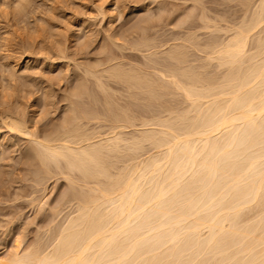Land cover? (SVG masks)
Instances as JSON below:
<instances>
[{"label": "bare ground", "instance_id": "obj_1", "mask_svg": "<svg viewBox=\"0 0 264 264\" xmlns=\"http://www.w3.org/2000/svg\"><path fill=\"white\" fill-rule=\"evenodd\" d=\"M154 1H156V0H154ZM170 1H173V0H170ZM177 1H179V0H177ZM197 1H200V0H197ZM202 1H204V0H202ZM208 1H210V0H208ZM219 1H221V0H218V2ZM223 1H225V0H223ZM212 2H210V4L208 2V4L211 6L215 5V4L212 5L211 4ZM240 2H242V1H240ZM256 2H258V3L256 4L254 11L253 12L249 11V12H252V15L251 16L249 15L250 18L248 21L245 20L246 21L245 23L239 24V25H236L233 27H231L229 25L231 28L228 29V30H230V32H228V35L226 34V36H225V34H224L225 37H223V38H217L218 36L216 35L217 36V37L215 36L216 39H214L213 41H212V39L209 40L212 42L210 44L208 43L209 45L207 44L208 45L207 51L205 50L206 48L204 47L205 48L204 50L206 51V53H205L206 58L211 59V60H215V68L217 69V71L213 74H203V73H201L202 69H201V71H199V69L195 70L196 68L195 69L192 68L193 66L190 67V65L189 66L183 65L182 63L184 62V60H186V62H187V59H185V57H184V55H186L185 51H184V49H182L183 47L181 45L176 46L175 44H174L175 46L173 48L167 50V52H166L167 53V59L164 62L154 61L152 63V65H150V67L148 68L151 70L143 69L145 64H143L141 66L143 68H141V67L136 68V67H125V65L123 67L122 64L119 65V62H118V65L115 64V65L111 66L110 69L106 68V69H109L108 75L110 77H112L116 82H119V83L122 82L125 84V86H124V87H126L125 90L126 91L128 90L129 94L136 95L135 93H137V92H135V93L132 92V91H134L132 89H136V90H138V92L141 91V93L142 92L147 93L148 96L151 97V99L152 98L157 99L156 97L161 96L163 93L165 94L167 92L170 93V92H174V91L178 92V94L180 93L181 99H183V102H185V106H183L184 104H182V107H184V108L181 110L178 109L180 111L176 112V110H175V112H174V109L171 108L170 104H169V107L167 105V107L164 109L159 107L162 109L161 111H167V116L160 117L159 116L160 110L154 109L156 102H154L155 104L153 103L154 107H153V109L151 107V110L146 105L147 108L149 109L148 112L150 114L147 117L137 115L139 117L136 116V118H135V116H131L128 113V110L126 108L128 106L127 105L128 103H126V107H120L119 111L115 110L112 107L113 106L112 103H114V101H115V100L113 101V99L115 97L112 99L110 97L108 91H106L107 88L105 86L106 84L104 83L105 81H102V80H104L102 78L105 75L102 74V78H101L102 80H100L99 76L98 77L96 76L98 79V82H99V83L98 82L97 83H98L99 87L102 89V91L104 92V94H103L104 99L101 98V100H103L102 103H104L105 112L111 113L110 118H107L108 116L105 117L106 114H103V112H102V114H100L101 112H99V111L98 112L93 111L94 113H92L91 111L87 112L86 110L85 111L83 110L81 115L78 113L79 115L75 114L73 116V118H70V121L68 120L69 123L66 126H64L63 128H59V129L57 128L56 131L54 130L53 133H51V134L47 133L48 135L44 134L43 138L42 137L31 138V140L34 139L33 142H35L37 144V149H38L39 156H40L38 158H40L41 162H43L45 166L49 162L50 163L53 162L54 166L55 167L57 166L58 168L57 167L56 168L59 169V171H60L59 164H60V161L63 160L62 162H64V165L66 166L65 168L67 169V171L69 169L71 174H72V171H73V174H74V171H77L76 174L78 173V176H77V178L75 176L76 180H75V178L73 179L71 176L69 178L68 174H70V173H68V172H66L65 175L67 174L66 178L69 179L71 182L77 183V181H79L78 182V186H79L78 189L79 190L78 191L74 190L75 192L72 193V197L69 198V200L75 199V205H73L74 203H72V205L74 207H73L71 213L67 214L65 212L67 214V216L64 213L66 217H65L64 221H62L61 224L56 229L53 237H51L52 234L51 235L49 234L51 231L49 229L50 231L48 234L50 235V237L52 239H51V242L49 244L48 249L46 247V249H43L42 251H41V248H40V251H35V250H33L35 247H33V245L31 244L30 247H32L33 249H31L29 247L28 248L29 251H27V252L24 251L23 253H19V251L15 250V248L18 247L15 245L16 247L14 248V251L10 250L7 254L0 255V264H207L206 262H208L207 260H209V259L210 260L213 259V260H211L212 264H264V40H263L264 37L261 39L259 36V34H261V31L262 32L264 31V0H256ZM174 3H175V0H174ZM160 4H162V3H160ZM195 4H194V6H195ZM216 4H217V2H216ZM218 4H220V3H218ZM225 4H228V1ZM229 4L231 5V3H229ZM239 4H241V3H239ZM184 5H182L181 9L183 8ZM245 5H246V7L248 6L246 3H245ZM16 6H17V4H16ZM155 6H158V3ZM196 6H198V5H196ZM203 6H205V5H203ZM211 6L207 5V7H211ZM20 7H21V5H19V8ZM199 7H200V5H199ZM215 7H216V5H215ZM223 8L224 7H222L221 9H223ZM23 9H25V8H23ZM146 9H147V7H146ZM181 9L179 11L183 12V10H181ZM190 9H192V8H190ZM208 9L209 8H206L205 10H208ZM227 9H228V7H227ZM109 10H111V8ZM201 10H202V8H201ZM190 11H194V9L190 10ZM190 11H189V13H191ZM235 11H237V10H235ZM239 11H241V10H239ZM18 12H19V10H18ZM228 12H229V10H228ZM244 12H245V10H244ZM168 13L169 12H167V14ZM206 13H208V12H205V14ZM109 14H111V11ZM148 14H150V13H148ZM205 14H203V15H205ZM229 14L231 15V13H229ZM160 15H161V13H160ZM189 15L187 14L188 18H189ZM232 15H233V13H232ZM208 16H206V17L209 18ZM221 16L224 17L223 15H221ZM221 16H220V19H222ZM110 17H111V15H110ZM143 17H144V15L142 16V18ZM155 17H156V15H155ZM201 17H205V16L201 15ZM210 17L212 19L213 16H210ZM230 17H232V16H230ZM235 17H237V16L235 15ZM240 17L241 16L239 15V18ZM169 18H170V16H169ZM172 18H174V17H172ZM195 18H196V16H195ZM215 18L216 17H214V19ZM233 19L237 20L238 18H236V19L233 18ZM110 20H111V18H110ZM144 20H145V18H144ZM186 20H187V18H186ZM216 20H217V18H216ZM224 20H226V17ZM242 20H243V18H242ZM166 21L169 22V20H166ZM206 21H209V20L206 19ZM229 21H227V22H229ZM155 22H157V21H155ZM196 22H197V20H196ZM202 22L205 23V21H202ZM138 23H140V22H138ZM174 23H176V22H174ZM193 23H195V22H193ZM225 23L223 22V24H225ZM110 24H111V22H110ZM212 24H214V23H212ZM227 24H229V23H227ZM139 25H142V23ZM155 25H156V23H155ZM163 25H164V23H163ZM183 25H184V23H183ZM183 25L181 27H184ZM208 25H210V24L208 23ZM220 25L221 24H219V26ZM35 26L33 28L36 29L37 26L36 27ZM130 26H132V25H130ZM143 26L145 27L146 24ZM153 26H154V24H153ZM137 27L138 26H136V28ZM149 27H151V26H149ZM212 27L209 26V28H211V29L206 27V29L208 28V31L210 30L209 31L210 34H211V32L213 34V32L215 31L214 29H212ZM52 28H53V26H52ZM134 28L135 27H133V29ZM213 28H215V27H213ZM221 28H225V27H221ZM128 29H130V28H128ZM140 29H142V26ZM201 29H202V27H201ZM254 29H256V30L258 29L257 32L256 31L253 32ZM166 30H167V28H166ZM173 30H175V28ZM177 30H178V28H177ZM183 30H184V28H183ZM185 30H189V29H185ZM114 32H116V31H114ZM130 32H128V33H130ZM149 32H151V31H149ZM157 32H158V30H157ZM159 32H161V31H159ZM178 32H180V31H178ZM255 32L257 33V38L253 41V37L255 38V36H256ZM124 33H123V35H124ZM134 33H135V30H134ZM136 33H138V32L136 31ZM172 33H174V32H172ZM189 33H191V32H189ZM112 34H113V32H112ZM151 34H152V32H151ZM253 34L255 36H253ZM263 34H264V32H263ZM107 35H109V33ZM131 35H130V37H131ZM147 35H149V33ZM154 35H156V34H154ZM157 35H158V33H157ZM218 35H221V34H218ZM140 36H142V35H140ZM179 36H181L180 38H182V35H179ZM185 36H187V35H185ZM78 37H76V38H78ZM112 37H109L108 39H110ZM122 37H121V39H125V37L124 38H122ZM149 37H151V36H149ZM159 37H158V39H160ZM207 37L210 38V35ZM7 38H6V40H7ZM90 38L91 37H89V39ZM116 38H117V36H116ZM119 38H120V35H119ZM166 38H168V36ZM180 38H179V40L181 41L183 38L182 39H180ZM205 38L206 37L204 36V39ZM84 39H85V37H84ZM112 39L114 40V38H112ZM117 39H115V40H117ZM127 39H128V37H127ZM168 39H165V40H168ZM106 40H105V42H106ZM153 40H156V39H153ZM177 40H178V38H177ZM177 40L175 39L176 42H177ZM184 40L190 42L191 41V35H188L187 38L184 37V39L182 41H184ZM207 40L208 39H205L206 42H207ZM81 41L78 40V42H81ZM118 41H120V40H118ZM148 41H150V39ZM171 41H174V40H171ZM171 41H170V43L172 44L173 42H171ZM252 41L256 42V43L252 44ZM89 42H91V41L89 40ZM157 42H159V41H157ZM74 43H76V42H74ZM123 43H125V42H123ZM144 43H146V42L144 41ZM161 43L162 42H160L159 44H161ZM182 43L184 45V42H182ZM85 44L89 45V43H85ZM127 44L128 43H126L125 45L127 46ZM133 44H134V42H133ZM135 44H137V43H135ZM138 44H140V43L138 42ZM187 44H189V43H187ZM192 44H194V43H192ZM198 44L199 43L197 42V45ZM80 45H82V44H80ZM88 45H86V46H88ZM113 45H115V43H113ZM129 45H131V43H129ZM146 45H148V44H146ZM157 46L161 47L162 45L160 46L157 44ZM188 46H189V48L190 47L193 48L192 45L191 46L188 45ZM202 46H203V44H202ZM5 47H7V46H5ZM167 47H169V46H167ZM59 48H61V47H59ZM124 48H125V46H124ZM194 48H197V46ZM6 49H8V47ZM61 49L64 51L63 47ZM75 49H76V46H75ZM105 49H107V48H105ZM133 49H135V47ZM140 49H142V48H140ZM118 51L120 52V49ZM135 51H138V48ZM135 51H133V52L135 53ZM159 51H161V50H159ZM165 51L166 50H164V52ZM195 51H196V49H195ZM128 52H127V54H130V52L129 53ZM197 52L199 53V51H197ZM131 53H132V51H131ZM159 53H161V52H159ZM200 53H201V51H200ZM200 53H199V55H200ZM6 54H8V52ZM63 54L64 53H62V55ZM115 54H117V53H115ZM156 54H158V52ZM4 55H2V56H4ZM124 55H125V53H124ZM196 55H198V54H195V56ZM14 56H13V58H11L9 56L8 57L11 60V59H14ZM148 56H147V58H148ZM63 57H64V55H63ZM102 57L104 58V56H102ZM113 57H115V56H113ZM121 58L124 59L123 57H121ZM152 58H153V56L151 57V60H152ZM154 58H157V57H154ZM162 58H165V57H162ZM198 58H199V56H198ZM126 59L128 60L129 58H126ZM142 59H144V57ZM145 59H146V57H145ZM0 60L2 61V59H0ZM115 60H117V59H115ZM136 60L132 61V63L135 62V64H136V62H138V60L137 61ZM139 60H141V58ZM191 60L192 59H190L188 61H191ZM197 60H199V59H197ZM1 61H0V63H2ZM100 61H102V60H100ZM124 61H125V59H124ZM146 61H145V63H146ZM205 61H206V59H205ZM60 62L58 65H61ZM195 62H193L192 64H194ZM3 63H5V62H3ZM106 63H107V60H106ZM124 63L126 64L128 62H124ZM132 63H130V64H132ZM189 63L190 62H188L187 64H189ZM84 64H86V63H84ZM100 64H102V63H100ZM196 64H194V65H196ZM206 64H209V62ZM201 65H203V64H201ZM201 65H199V66H201ZM12 66H13V64H12ZM51 66L52 65H50V67ZM95 66H94V68H95ZM126 66H128V64ZM0 67H1V65H0ZM92 67L93 66L91 65L90 68H92ZM194 67H196V66H194ZM100 68H102V67H100ZM15 69H17V68H15ZM63 69H65V68H63ZM77 69H79V68H77ZM0 71L3 72V70H0ZM15 71H18V70H15ZM60 71H62V70H60ZM79 71H80V69H79ZM90 71L93 73L92 70H90ZM90 71H88V72H90ZM5 72L7 73V71H5ZM12 72H14V71H12ZM50 72H51V68H50ZM82 72L80 71V73H82ZM1 73H0V75H2ZM65 73H67V72H65ZM18 74H20V73H18ZM86 74H84V75H86ZM3 75L5 76L7 74H3ZM11 75H12V73L10 74V76ZM76 75H77V73H76ZM24 76L25 75L23 74V77ZM109 76L106 75V77H109ZM5 78H6V76H5ZM7 78H8V76H7ZM58 78H61V77H58ZM73 78L74 77H72V79ZM75 78H76V76H75ZM86 78H83V79H86ZM3 79L4 78H2L1 80H3ZM24 79H26V78H24ZM87 80H89V79H87ZM8 81H9V79H8ZM13 81H9L8 84L13 82ZM53 81H55V80L53 79ZM91 81H90V83H91ZM115 81H114V83H115ZM82 82H83V80H82ZM110 82H113V81L110 80ZM4 83L5 82H3V84ZM97 83H95V84H97ZM69 84H71V83H69ZM91 84H93V83H91ZM12 85L13 84H11V86ZM74 85H75V81H74ZM74 85L71 84V86H74ZM87 85H88V82H87ZM118 85L120 86L121 84H118ZM9 86L10 85H8L7 87H9ZM78 86H80V85H78ZM46 87H47V84H46ZM74 87H76V86H74ZM99 87H97V88H99ZM13 88H15V87H13ZM78 88H81V87H77V89ZM90 88H91V86H90ZM90 88H88V89H90ZM118 88H120V87H118ZM4 89H3V91H4ZM45 89L47 90V88H45ZM94 90H97V89H94ZM120 90H122V89L120 88ZM83 91H84V89H83ZM123 91H124V89H123ZM4 92H6V91H4ZM0 93H1V91H0ZM82 93L83 92H81V94ZM92 93H94V92H92ZM97 93L98 92H96V95H97ZM6 94H8L7 96L10 95L7 92H6ZM89 94H90V92H89ZM123 94L120 96H122V97L125 96ZM137 94H139V93H137ZM2 95H3V93H2ZM99 95H101V94H99ZM53 96H56V94ZM111 96L113 97V95H111ZM5 97H6V95H5ZM89 97L90 96H88V99H90ZM122 97L120 99H122ZM137 97H138V95H137ZM1 98H2V96H1ZM162 98H164V97H161V99ZM62 99H63V97H62ZM66 99H68V98H66ZM83 99H85V98H83ZM92 99H93V97H92ZM92 99H90V100H92ZM98 99H100V98H98ZM127 99H128V97H127ZM139 99H142V96ZM147 99H149V98H147ZM159 99H160V97H159ZM174 99L175 98H173V100ZM55 100H56V98H55ZM71 100H72V96H71ZM80 100H81V98H80ZM129 100H131V98ZM173 100H171V101L173 102ZM0 101H1V99H0ZM43 101H45V100H43ZM51 101H53V100H51ZM79 101H77V102H79ZM137 101H138V99H137ZM137 101H135V102L138 103ZM168 101H170V100H168ZM92 102H91V104H92ZM95 102H96V100H95ZM183 102H181V103H183ZM139 103H140V101H139ZM147 103H149V100ZM168 103H170V102H168ZM174 103L175 102H173V105H174ZM74 104H73V106H74ZM82 104H83V102H82ZM116 104H118V103H116ZM114 105H115V103H114ZM140 105H142V104H140ZM149 105H150V103H149ZM178 105H180V103ZM67 106H69V103ZM78 106H80V105H78ZM78 106L76 104L75 107H78ZM87 106H90V105H87ZM92 106H94V105H92ZM96 106H97V104H96ZM137 106H139V104ZM160 106H162V105H160ZM175 106H176V103H175ZM81 107H84V106H81ZM133 107H134V105H133ZM33 108L34 107H32V110H34ZM78 108H80V107H78ZM145 108L146 107H143V109H145ZM73 109H76V108L73 107ZM81 109H83V108H81ZM130 109L133 110L132 107ZM156 109H158V108H156ZM176 109H177V107H176ZM29 110H31V109H29ZM32 110H31V112H32ZM41 110H43V109H41ZM45 110H47V108ZM40 111H39V113H40ZM52 111H55V110L52 109ZM28 112H30V111H28ZM142 112L144 113L147 111H142ZM23 113H25V112H23ZM160 113H162V112H160ZM6 114H8V113H6ZM17 114H20L19 110H18ZM67 114H68V111H67ZM165 114H163V115H165ZM3 115H4V113H3ZM29 115H28V117H29ZM9 116H10V120L8 118ZM13 116L8 115L7 119L10 121L11 125L10 126L7 125V126L11 127V128L14 127L16 129H18L17 131L20 130V132L26 134L28 137L31 134V130L29 131L27 129L29 120H27L28 123L25 120V122L27 123V126H25L26 124L24 125V124H22L23 122L22 123L20 122L21 121L20 119H19L20 121L18 120L19 117L15 118V116L14 117ZM31 117H29V118H31ZM48 117H50V116H48ZM81 117H84V118L86 117L85 119H87V120L94 119V118L95 119L98 118V120L99 119L100 120L101 119L109 120L110 130L108 129V131L111 133V135L102 136L96 130L87 131L85 129H82V122L81 123L79 122ZM42 118H43V114H42ZM51 118H53V117H51ZM54 119L55 118H53V120ZM58 119H59V117H58ZM134 119H136V120L139 119L140 122L138 121L139 122L138 126H136ZM33 120H34V117H33ZM58 121H60V120H58ZM101 121H103V120H101ZM35 122L37 125V121H35ZM55 122H57V121H54V123ZM3 123H5V121ZM65 123H66V121H65ZM43 124H42V127L45 126V125L43 126ZM51 124H53V123H51ZM59 125H60V123H59ZM131 125L132 126L135 125L137 127V128L134 127V128H136L137 133L133 134L132 131H134V130H132V131L130 130L132 132L131 136L129 135L130 136L129 138L124 137L123 135H125V134L122 135L124 129L126 128V130H127L128 129L127 127L131 126ZM32 127H33V125H32ZM39 127H41V126H39ZM56 127H54V128H56ZM11 128H10L11 131L14 130V128L13 129H11ZM88 128H89V126H88ZM36 129H38V128H36ZM44 129H46V128H44ZM136 130H135V132H136ZM34 131L38 133V131H36V130H34ZM102 132H104V131H102ZM17 134H19V133H17ZM13 135H14V133L12 134V136ZM19 135H21V133ZM32 136L33 135L31 134V137ZM42 136H43V134H42ZM125 136H127V135H125ZM4 137H6V136H4ZM18 137L20 139V136H18ZM34 137H35V135H34ZM7 138H9V137H7ZM28 138H30V137H28ZM23 139H22V142H23ZM2 140L4 141V139H2ZM20 140H18V141H20ZM24 141H25V139H24ZM26 142H28V141H26ZM144 142H147V144H149L150 148H148L147 147L148 145L145 143V145H147L145 147H147L148 149L146 151H145V149L143 150V152L145 151L144 153H146L143 155V153L141 154L139 152L142 151L141 148L143 147ZM1 143L3 144V142H1ZM6 143H8V140ZM35 143H34V145H35ZM6 145H4L3 147H5ZM24 145H23V147H24ZM122 145L124 146V148H127V151L129 149H131L130 151H132V154H130L129 158H127L129 161L127 160L128 162H125L122 164L117 163L118 165L113 164L112 162L108 161V160H110L109 159V156H110L109 153L111 151L114 153L116 151H120L119 149H120V147H122ZM11 146H13V144ZM3 147H1V148H3ZM21 147H22V145L20 146V149H21ZM25 148H27V146ZM124 148H122V150ZM140 149H141V151H139ZM4 150H5V148H4ZM14 150H16V148ZM17 150H19V149H17ZM9 152H11V151H9ZM23 153L25 154L26 151ZM7 154H9V153H6V155ZM28 154H30V153H28ZM127 154H128V152H127ZM11 155H12V152H11ZM18 156H19V154H18ZM119 156L122 157L121 155H119ZM3 158H6V157H3ZM10 158H11V156H10ZM28 158H30V157H28ZM122 159H125V158H122ZM19 160H22V159H19ZM25 161L26 160L24 159V162ZM32 161H34V160H32ZM120 162L121 161H119V163ZM122 162H124V161H122ZM29 163H31V162H29ZM2 164H1V166H2ZM26 164H28V163H26ZM52 164H50V165H52ZM62 165H63V163H62ZM4 166L5 165L3 164V168H4ZM28 168H30V167H28ZM40 169H41V167H40ZM37 171H38V169H37ZM37 171H36V173H37ZM5 172H7V171H5ZM32 172H33V170H32ZM0 173H1V171H0ZM58 173H57V175H58ZM60 173H61V171H60ZM8 174H9V172H8ZM8 174H7V176H8ZM33 174L35 175V173H33ZM39 174H41V173H39ZM34 175H33V177H35ZM54 175H56V174L54 173ZM62 175L64 177V174H62ZM30 177H31V175H30ZM55 178H57V177H55ZM5 179H6V176H5ZM51 179H52V177H51ZM40 180H42V179H40ZM65 181H66V179H65ZM1 182H3V180H1ZM63 183H64V181H63ZM74 183L71 186L75 185ZM44 184L45 183H43V185ZM64 185H65V183H64ZM68 187L69 186H67V188ZM63 189H64V187H63ZM61 194H62V192L60 193V195ZM66 196H67V194H66ZM66 196H65V198H66ZM69 202H71V201H69ZM253 204L255 206H257V208L259 207L258 208L259 210H257V209H255L257 211L251 210L252 208H254ZM58 205H59V203H58ZM70 205H68V206H70ZM52 206H54V205H52ZM251 206H253V207L251 208ZM248 207H250V211L247 210ZM64 208H66V207L64 206ZM245 209L250 214H252L255 211L253 214L254 217L252 220H251L252 217H250L252 215L249 216V213L246 212L247 216L250 217L248 219L249 222L246 219L247 216L244 215ZM62 213H63V211H62ZM255 214H256V216H255ZM58 216H60V215H58ZM62 216H64V215H62ZM245 216H246V218H245ZM51 217H50V219H52ZM58 219H59V221H61L60 218H58ZM243 221H246V222L244 223ZM51 226H53V225H51ZM46 230H48V228ZM48 234H46V235H48ZM46 237H48V236H46ZM44 240H42L43 242L42 241H40V242L45 243ZM38 245H39V242H38ZM28 249H26V250H28ZM36 249H38V248H36Z\"/></svg>", "mask_w": 264, "mask_h": 264}, {"label": "rangeland", "instance_id": "obj_2", "mask_svg": "<svg viewBox=\"0 0 264 264\" xmlns=\"http://www.w3.org/2000/svg\"><path fill=\"white\" fill-rule=\"evenodd\" d=\"M24 1V2H23ZM152 1V2H151ZM181 3H180V2ZM174 0L170 1V0H0V59H2V63H0L1 67L0 73L3 74H7L5 76L0 75V80L2 78H4L3 80L0 81V255H5L7 254L10 250L14 251L15 250L19 251V253H23L24 251L27 252L29 251V247L31 246V244L33 245V247H35L34 249L32 247H30L31 249L35 250V251H41L43 249H48L49 244L51 242V237H53L56 229L58 228V226L61 224L62 221H64L65 217L67 216L68 213H71L72 209H73V205H75V199H71L69 200V198L72 197V193L75 192L74 190L78 191L79 186H78V182L74 183L71 182L69 179L66 178L65 173L68 172L70 174H68L69 178L70 176L74 179L75 176L77 178L78 173L76 174L77 171H72V174L70 172V170L65 168L66 166L64 165V162H62L63 160L60 161L59 164V169H57L54 166L53 162H49L48 164H52V165H44L43 162H41L40 157L39 156V152L37 149V144L35 142H33L34 139L31 140V138H39V137H44L45 135L51 134L54 132V130L56 131V129L58 128H63L64 126H66L69 121L70 118H73V116L76 115H81L82 111L86 110L87 112H101L100 114H106V116H108L107 118H110V112H105L104 110V103L102 99H104V92L102 91V89L99 87L98 85V79L97 77L99 76L100 80L105 81L104 83L106 84V88L110 95V97L113 99L114 103H112V107L115 110L120 109V107H126V103H128L127 105V110L128 113L131 116H136L137 115H141L144 117L149 116V109L151 110V107L153 109V105L155 104L154 102H156L154 109L155 110H160L159 112V116L160 117H164L167 116V111H161V108H166L167 105L169 107V104L171 106V108L174 109V112L176 110V112L180 111L181 109H183L184 107H182V104H184L183 106H185V102H183V99H181V94L176 91L174 92H167V93H163L159 99V97H156L157 99H151V97L148 96L147 93L142 92L136 89H132L134 91H132L134 94H129L128 90L126 91L124 87L125 84L122 82H116L112 77H110L108 75V70L110 69L111 66L117 64L119 62V65L122 64V66L124 67H141L143 64L144 68L143 69H147V70H151L148 69L150 67V65H152V63L154 61L156 62H164L167 59V50L173 48L175 45L176 46H182L185 51L184 57L186 60H184V62L182 63L183 65L192 67V68H196L195 70L199 69V71H201V73L203 74H213L217 71V69L215 68V60H211L206 58L205 53L207 51L208 45L217 38H223L226 36V34L228 35V32H230V30H228L229 28L239 25V24H243L246 21L249 20L250 16L252 15V12L254 11L256 4L258 2H256V0H221L218 2V0ZM185 1V2H184ZM194 1V2H193ZM213 1V2H212ZM215 1V2H214ZM228 4H225L227 3ZM242 1V2H240ZM245 1V2H244ZM178 2V3H177ZM205 2V3H204ZM210 2H212L211 4H215L213 6L209 5ZM217 2V4H216ZM158 6H155L157 5ZM162 3V4H160ZM170 3V4H169ZM172 3V4H171ZM187 3V4H186ZM190 3V4H189ZM196 3V4H195ZM220 3V4H218ZM231 3V5L229 4ZM234 3V4H233ZM241 3V4H239ZM245 3L249 6L246 7ZM17 4V6H16ZM21 5V7L19 8V5ZM144 4V5H143ZM150 4V5H149ZM167 4V5H166ZM185 4V5H184ZM195 4V6H194ZM224 4V5H223ZM240 6H239V5ZM244 4V5H243ZM250 4V5H249ZM164 5V6H163ZM172 5V6H171ZM181 5V6H180ZM183 6V8L181 9V7ZM198 5V6H196ZM200 5V7H199ZM205 5V6H203ZM211 6V7H207ZM218 5V6H217ZM220 5V6H219ZM223 5V6H222ZM226 5V6H225ZM233 5V6H232ZM25 6V7H24ZM144 6V7H143ZM150 6V7H149ZM186 6V7H185ZM194 6V7H193ZM14 7V8H13ZM25 9H23V8ZM52 7V8H51ZM98 7V8H97ZM102 7V8H101ZM109 7V8H108ZM147 7V9H146ZM152 7V8H151ZM160 9H159V8ZM169 7V8H168ZM179 7V8H178ZM209 8L208 10H205L206 8ZM220 7V8H219ZM222 7H224L223 9H221ZM228 7V9H227ZM243 7V8H242ZM251 7V8H250ZM111 8V10H109ZM154 8V9H153ZM158 10H157V9ZM166 8V9H165ZM177 8V9H176ZM192 8V9H190ZM197 8V9H196ZM202 8V10H201ZM214 8V9H213ZM230 8V9H229ZM233 10H232V9ZM246 8V9H245ZM22 14H20L18 12ZM99 9V10H98ZM102 9V10H101ZM113 9V10H112ZM150 9V10H149ZM183 10L179 11V10ZM189 9V10H188ZM194 11H190L193 10ZM219 11H218V10ZM243 9V10H242ZM22 10V11H21ZM25 10V11H24ZM101 10V11H100ZM109 10V11H108ZM152 10V11H151ZM157 10V11H156ZM173 10V11H172ZM178 10V11H177ZM188 10V11H187ZM199 10V11H198ZM214 10V11H213ZM223 10V11H222ZM229 10V12H228ZM237 10V11H235ZM241 10V11H239ZM245 10V12H244ZM248 10V11H247ZM98 11V12H97ZM111 11V14H109ZM154 11V12H153ZM164 11V12H163ZM189 11L191 13H189ZM196 11V12H195ZM212 11V12H211ZM221 11V12H220ZM231 11V12H230ZM252 11V12H249ZM102 12V13H101ZM109 12V13H108ZM166 12V13H165ZM167 12H169L167 14ZM182 14H181V13ZM195 12V13H194ZM198 12V13H197ZM203 12V13H202ZM205 12H208L205 14ZM211 12V13H210ZM217 12V13H216ZM240 12V13H239ZM247 12V13H246ZM113 13V14H112ZM150 13V14H148ZM161 13V15H160ZM174 13V14H173ZM194 13V14H193ZM215 13V14H214ZM220 13V14H219ZM231 13V15L229 14ZM233 13V15H232ZM235 13V14H234ZM251 13V14H250ZM105 14V15H104ZM171 14V15H170ZM185 16H184V15ZM187 14L189 15V18L187 16ZM200 14V15H199ZM205 14V15H203ZM217 14V15H216ZM228 14V15H227ZM245 16H244V15ZM15 15V16H14ZM111 15V17H110ZM114 15V16H113ZM144 15V17L142 18V16ZM156 15V17H155ZM176 15V16H175ZM205 16V17H201ZM209 15V16H208ZM215 15V16H214ZM223 15L224 17L221 16L222 19H220V16ZM226 15V16H225ZM235 15L237 17H235ZM239 15L241 16L239 18ZM250 15V16H249ZM30 16V17H29ZM165 16V17H164ZM168 16V17H167ZM170 16V18H169ZM184 16V17H183ZM196 16V18H195ZM206 16H208L209 18H207ZM210 16H213L212 19ZM219 16V17H218ZM232 16V17H230ZM29 17V18H28ZM152 17V18H151ZM174 17V18H172ZM214 17L216 18L214 19ZM226 17V20L229 21L227 22L226 20H224ZM111 18V20H110ZM145 18V20H144ZM159 18V19H158ZM168 18V19H167ZM182 18V19H181ZM187 18V20H186ZM191 18V19H190ZM195 18V19H194ZM209 21H206V19ZM233 18H238L237 20H234ZM243 18V20H242ZM88 19V20H87ZM113 19V20H112ZM152 19V20H151ZM155 19V20H154ZM175 19V20H174ZM220 21H219V20ZM138 20V21H137ZM143 20V21H142ZM154 20V21H153ZM166 20H169L166 21ZM178 20V21H177ZM185 20V21H184ZM193 20V21H192ZM195 20V21H194ZM197 20V22H196ZM246 20V21H245ZM22 21V22H21ZM157 21V22H155ZM161 21V22H160ZM202 21H205L202 22ZM243 21V22H242ZM111 22V24H110ZM140 22V23H138ZM145 22V23H144ZM147 22V23H146ZM149 22V23H148ZM154 22V23H153ZM168 22V23H167ZM173 22V23H172ZM176 22V23H174ZM180 22V23H179ZM187 22V23H186ZM195 22V23H193ZM217 22V23H216ZM223 22L225 24H223ZM236 22V23H235ZM241 22V23H240ZM34 23V24H33ZM142 25H139L141 24ZM144 23V24H143ZM154 26H153V24ZM156 23V25H155ZM164 23V25H163ZM184 23V25H183ZM208 23L210 25H208ZM214 23V24H212ZM229 23V24H227ZM42 24V25H41ZM146 26L144 27L143 25ZM151 24V25H150ZM158 24V25H157ZM167 24V25H166ZM174 24V25H173ZM179 24V25H178ZM181 24V25H180ZM189 24V25H188ZM191 24V25H190ZM202 24V25H201ZM205 24V25H204ZM219 24H221L219 26ZM227 24V25H226ZM37 27H36V26ZM132 25V26H130ZM173 25V26H172ZM184 27H181V26ZM187 27H186V26ZM208 25V26H207ZM223 25V26H222ZM231 27H230V26ZM36 27L33 28V27ZM42 26V27H41ZM53 26V28H52ZM112 26V27H111ZM136 26H138L136 28ZM142 26V29H140ZM151 26V27H149ZM157 26V27H156ZM160 26V27H159ZM176 26V27H175ZM178 26V27H177ZM180 26V27H179ZM190 26V27H189ZM205 26V27H204ZM210 27H215L212 29H214L213 34L211 32L210 34V30L208 31V28ZM219 26V27H218ZM84 27V28H83ZM133 27H135L133 29ZM144 27V28H143ZM163 27V28H162ZM171 27V28H170ZM200 27V28H199ZM202 27V29H201ZM206 27H208L206 29ZM221 27H225V28H221ZM43 28V29H42ZM95 28V29H94ZM127 28V29H126ZM130 28V29H128ZM165 28V29H164ZM167 28V30H166ZM175 28V30H173ZM178 28V30H177ZM184 28V30H183ZM220 28V29H219ZM137 29V30H136ZM156 29V30H155ZM162 29V30H161ZM172 29V30H171ZM180 29V30H179ZM185 29H189V30H185ZM200 29V30H199ZM211 29V28H209ZM223 29V30H222ZM6 30V31H5ZM129 30V31H128ZM135 30V33H134ZM144 30V31H143ZM153 30V31H152ZM158 30V32H157ZM184 32H183V31ZM258 30V29H257ZM256 29L253 30L257 32ZM116 31V32H114ZM118 31V32H117ZM120 31V32H119ZM131 31V32H130ZM136 31L138 33H136ZM151 31V32H149ZM161 31V32H159ZM165 31V32H164ZM180 31V32H178ZM201 31V32H200ZM227 33H226V32ZM86 32V33H85ZM113 32V34H112ZM125 32V33H124ZM130 32V33H128ZM168 32V33H167ZM171 32V33H170ZM174 32V33H172ZM191 32V33H189ZM222 32V33H221ZM255 32V35L253 34V36H255V38L253 37V41L257 38V33ZM264 32V31H263ZM261 31V34H259L260 38L262 39L264 37V34ZM109 33V35H107ZM124 33V35H123ZM127 33V34H126ZM149 33V35H147ZM160 36H158L157 35ZM162 33V34H161ZM167 33V34H166ZM176 33V34H175ZM201 33V34H200ZM208 33V34H207ZM9 34V35H8ZM116 34V35H115ZM118 34V35H117ZM129 34V35H128ZM144 34V35H143ZM156 34V35H154ZM164 34V35H163ZM175 34V35H174ZM195 34V35H194ZM197 34V35H196ZM204 34V35H203ZM221 34V35H218ZM223 34V35H222ZM225 34V36H224ZM90 35V36H89ZM106 35V36H105ZM115 35V36H114ZM120 35V38H119ZM131 35V37H130ZM137 35V36H136ZM142 35V36H140ZM162 35V36H161ZM170 35V36H169ZM182 35V38L184 39V37L187 38L188 35H191V41H182L183 39L180 38ZM187 35V36H185ZM210 35V38L207 37ZM217 35V36H216ZM4 36V37H3ZM79 36V37H78ZM88 36V37H87ZM113 36V37H112ZM117 36V38H116ZM123 36V37H122ZM139 36V37H138ZM151 36V37H149ZM156 36V37H155ZM168 36V38H166ZM174 36V37H173ZM178 36V37H177ZM184 36V37H183ZM204 36L206 37L205 39H208L207 42L204 39ZM212 36V37H211ZM216 36V37H215ZM8 37V38H7ZM78 37V38H76ZM82 39H81V38ZM85 37V39H84ZM89 37H91L89 39ZM109 37L114 38V40L112 38L108 39ZM125 37V39H121ZM128 37V39H127ZM137 37V38H136ZM145 37V38H144ZM158 37L160 39H158ZM176 37V38H175ZM200 37V38H199ZM215 37V38H214ZM3 38V39H2ZM7 38V40H6ZM144 38V39H143ZM172 38V39H171ZM178 38V40H177ZM182 39L181 41L179 40ZM193 38V39H192ZM195 38V39H194ZM10 39V40H9ZM36 39V40H35ZM82 41H81V40ZM108 41H107V40ZM117 39V40H115ZM139 39V40H138ZM146 39V40H145ZM150 39V41H148ZM152 39V40H151ZM156 39V40H153ZM168 39V40H165ZM175 39L177 40V42L175 41ZM212 41H209L211 40ZM81 41V42H78ZM89 40L91 42H89ZM106 40V42H105ZM120 40V41H118ZM126 40V41H125ZM134 40V41H133ZM174 40V41H171ZM264 40V38H263ZM30 41V42H29ZM36 41V42H35ZM44 41V42H43ZM56 41V42H55ZM76 43H74V42ZM112 41V42H111ZM122 41V42H121ZM140 44H138V42ZM144 41L146 43H144ZM159 41V42H157ZM173 42L172 44L170 43ZM252 44L256 43L253 42ZM43 42V43H42ZM83 42V43H82ZM125 42V43H123ZM134 42V44H133ZM154 42V43H153ZM160 42H162L161 44H159ZM169 42V43H168ZM176 42V43H175ZM184 42V45L183 43ZM197 42L199 43L197 45ZM206 42V43H205ZM3 43V44H2ZM8 45H7V44ZM74 43V44H73ZM78 43V44H77ZM85 43H89L85 44ZM105 43V44H104ZM113 43H115V45H113ZM123 43V44H122ZM126 43L127 46L125 45ZM129 43H131V45H129ZM137 43V44H135ZM150 43V44H149ZM167 43V44H166ZM189 43V44H187ZM191 43V44H190ZM194 43V44H192ZM203 46H202V44ZM209 43V44H208ZM5 44V45H4ZM82 44V45H80ZM85 44V45H84ZM105 46H103V45ZM110 44V45H109ZM148 44V45H146ZM158 45H162L161 47L157 46ZM165 44V45H164ZM175 44V45H174ZM179 44V45H178ZM196 44V45H195ZM208 44V45H207ZM4 45V46H3ZM47 45V46H46ZM58 45V46H57ZM65 45V46H64ZM74 45V46H73ZM88 45V46H86ZM108 45V46H107ZM133 45V46H132ZM137 45V46H136ZM145 45V46H144ZM152 45V46H151ZM188 45H192V47L189 48ZM8 49H6L7 47ZM32 46V47H31ZM76 46V49H75ZM78 46V47H77ZM80 46V47H79ZM82 46V47H81ZM86 46V47H85ZM110 46V47H109ZM125 46V48H124ZM142 46V47H141ZM149 46V47H148ZM155 46V47H154ZM169 46V47H167ZM197 48H194L196 47ZM47 47V48H46ZM57 47V48H56ZM59 47H63L64 51L59 48ZM67 47V48H66ZM130 47V48H129ZM135 47V49H133ZM144 47V48H143ZM146 47V48H145ZM158 47V48H157ZM165 47V48H164ZM167 47V48H166ZM186 49H185V48ZM206 49H205V48ZM81 48V49H80ZM87 48V49H86ZM107 48V49H105ZM114 48V49H113ZM138 51H135L137 50ZM142 48V49H140ZM149 50H148V49ZM156 48V49H155ZM161 48V49H160ZM78 49V50H77ZM110 49V50H109ZM116 49V50H115ZM120 49V52L118 51ZM132 49V50H131ZM158 49V50H157ZM189 49V50H188ZM196 49V51H195ZM198 49V50H197ZM203 51H202V50ZM206 51H205V50ZM4 50V51H3ZM77 50V51H76ZM81 50V51H80ZM105 50V51H104ZM112 50V51H111ZM126 50V51H125ZM144 50V51H143ZM147 50V51H146ZM152 50V51H151ZM161 50V51H159ZM164 50H166L164 52ZM193 50V51H192ZM62 51V52H61ZM76 53H75V52ZM102 51V52H101ZM130 52V54H127V52ZM132 51V53H131ZM135 51V53L133 52ZM140 51V52H139ZM149 51V52H148ZM151 51V52H150ZM163 51V52H162ZM187 51V52H186ZM191 51V52H190ZM195 51V52H194ZM201 51L200 55L197 52ZM8 52V54H6ZM99 52V53H98ZM105 52V53H104ZM122 52V53H121ZM128 52V53H129ZM137 52V53H136ZM139 52V53H138ZM148 54H147V53ZM158 52V54H156ZM161 52V53H159ZM203 52V53H202ZM2 53V54H1ZM55 53V54H54ZM62 53H64V57L62 55ZM104 53V54H103ZM108 53V54H107ZM117 53V54H115ZM120 53V54H119ZM125 53V55H124ZM134 53V54H133ZM144 55H143V54ZM190 53V54H189ZM5 54V55H4ZM60 54V55H59ZM100 54V55H99ZM123 54V55H122ZM133 54V55H132ZM140 56H139V55ZM194 54V55H193ZM195 54H198L195 56ZM203 54V55H202ZM4 55V56H2ZM12 55V56H11ZM15 55V56H14ZM46 55V56H45ZM110 55V56H109ZM123 57L125 59H122L121 57ZM132 55V56H131ZM135 55V56H134ZM137 55V56H136ZM149 55V56H148ZM190 55V56H189ZM2 56V57H1ZM14 59H9V57ZM45 56V57H44ZM99 56V57H98ZM104 56V58L102 57ZM115 56V57H113ZM118 56V57H117ZM142 56V57H141ZM148 56V58H147ZM153 56L152 60L151 57ZM160 56V57H159ZM194 56V57H193ZM199 56V58H198ZM201 56V57H200ZM204 56V57H203ZM16 57V58H15ZM53 57V58H52ZM57 57V58H56ZM134 57V58H133ZM136 57V58H135ZM144 57V59H142ZM146 57V59H145ZM157 57V58H154ZM165 57V58H162ZM187 57V58H186ZM193 57V58H192ZM5 60H4V59ZM63 58V59H62ZM126 58H129L128 60ZM134 60H133V59ZM141 58V60H139ZM192 59L191 61H188L190 59ZM196 58V59H195ZM201 58V59H200ZM206 61H205V59ZM9 59V60H8ZM17 59V60H16ZM53 59V60H52ZM55 59V60H54ZM112 59V60H111ZM115 59H119L118 61ZM121 59V60H120ZM138 60V62L132 63V61ZM162 59V60H161ZM184 59V58H183ZM199 59V60H197ZM4 60V61H3ZM15 60V61H14ZM51 60V61H50ZM102 60V61H100ZM107 60V63H106ZM109 60V61H108ZM115 60V61H114ZM127 60V61H126ZM136 60V61H137ZM146 63H145V61ZM197 60V61H196ZM209 60V61H208ZM7 61V62H6ZM30 61V62H29ZM33 61V62H32ZM61 61V62H60ZM113 61V62H112ZM123 61V62H122ZM152 61V62H151ZM196 61V62H195ZM199 61V62H198ZM204 61V62H203ZM211 61V62H210ZM5 62V63H3ZM11 62V63H10ZM13 62V63H12ZM48 62V63H47ZM57 62V63H56ZM60 62L61 65H58ZM104 62V63H103ZM124 62H128V63H124ZM132 64H130V63ZM141 62V63H140ZM143 62V63H142ZM188 62H190L189 64H187ZM193 62H195L194 64H192ZM212 66H210L208 63ZM214 62V63H213ZM7 63V64H6ZM53 63V64H52ZM83 63V64H82ZM86 63V64H84ZM102 63V64H100ZM113 63V64H112ZM139 63V64H138ZM213 63V64H212ZM9 64V65H8ZM13 64V66H12ZM79 64V65H78ZM90 64V65H89ZM128 64V66H126ZM149 66H148V65ZM203 64V65H201ZM5 65V66H4ZM50 65H52L50 67ZM67 65V66H66ZM91 65L93 66L92 68ZM96 65V66H95ZM102 65V66H101ZM105 65V66H104ZM107 65V66H106ZM130 65V66H129ZM133 65V66H132ZM135 65V66H134ZM137 65V66H136ZM198 65V66H197ZM201 65V66H199ZM209 65V66H208ZM3 66V67H2ZM55 66V67H54ZM61 66V67H60ZM76 66V67H75ZM86 66V67H85ZM95 66V68H94ZM104 66V67H103ZM109 66V67H108ZM146 66V67H145ZM196 66V67H194ZM88 67V68H87ZM98 69H97V68ZM102 67V68H100ZM199 67V68H198ZM211 67V68H210ZM17 68V69H15ZM50 68H51V72H50ZM65 68V69H63ZM80 71L83 72L80 73ZM83 68V69H82ZM109 68V69H106ZM204 68V69H203ZM207 68V69H206ZM210 68V69H209ZM6 69V70H5ZM14 69V70H13ZM93 71V73L90 70ZM96 71H95V70ZM100 69V70H99ZM103 69V70H102ZM7 71V73L5 71ZM11 70V71H10ZM18 70V71H15ZM20 70V71H19ZM62 70V71H60ZM105 70V71H104ZM14 71V72H12ZM90 71V72H88ZM95 71V72H94ZM9 72V73H8ZM17 72V73H16ZM26 72V73H25ZM67 72V73H65ZM100 74H99V73ZM102 72V73H101ZM12 73V75L10 76V74ZM14 73V74H13ZM16 73V74H15ZM20 73V74H18ZM34 73V74H33ZM36 73V74H35ZM77 73V75H76ZM87 73V74H86ZM90 73V74H89ZM23 74L25 75L23 77ZM55 74V75H54ZM86 74V75H84ZM96 74V75H95ZM102 74L105 75L102 78ZM15 75V76H14ZM18 75V76H17ZM20 75V76H19ZM22 75V76H21ZM66 75V76H65ZM94 75V76H93ZM109 76V77H106ZM8 76V78H7ZM76 76V78H75ZM90 76V77H89ZM97 76V77H96ZM22 77V78H21ZM57 77V78H56ZM61 77V78H58ZM68 77V78H67ZM72 77H74L72 79ZM86 79H83V78ZM89 77V78H88ZM105 77V78H104ZM21 78V79H20ZM26 78V79H24ZM41 78V79H40ZM102 78V79H101ZM111 78V79H110ZM8 79L9 81H13L11 83L8 84ZM11 79V80H10ZM48 79V80H47ZM53 79L55 81H53ZM57 79V80H56ZM89 79V80H87ZM95 81H94V80ZM106 79V80H105ZM25 80V81H24ZM40 80V81H39ZM83 80V82H82ZM92 80V81H91ZM108 80V81H107ZM113 81V82H110ZM23 81V82H22ZM50 81V82H49ZM74 81H75V85H74ZM93 83L91 84L90 83ZM115 81V83H114ZM3 82H5L3 84ZM49 84H48V83ZM88 82V85H87ZM97 84H95V83ZM31 83V84H30ZM73 84L74 86H71V84ZM83 83V84H82ZM86 83V84H85ZM114 83V84H113ZM11 84H13L11 86ZM15 84V85H14ZM47 84V87H46ZM113 84V85H112ZM118 84H121L120 86ZM8 85H10L9 87H7ZM80 85V86H78ZM91 88H90V86ZM94 87H93V86ZM113 87H112V86ZM3 86V87H2ZM68 86V87H67ZM84 86V87H83ZM99 88H97V87ZM111 86V87H110ZM120 87L122 90H120ZM15 87V88H13ZM42 87V88H41ZM47 88V90L45 88ZM72 87V88H71ZM77 87H81L78 88ZM118 89H117V88ZM5 88V89H4ZM44 88V89H43ZM49 88V89H48ZM51 88V89H50ZM90 88V89H88ZM97 90H94V89ZM9 93L10 95L7 96ZM15 91H13V90ZM82 89V90H81ZM84 89V91H83ZM93 91H92V90ZM101 89V90H100ZM109 89V90H108ZM115 89V90H114ZM124 89V91H123ZM9 90V91H8ZM46 90V91H45ZM88 90V91H87ZM113 90V91H112ZM45 93H44V92ZM51 91V92H50ZM67 93H66V92ZM69 91V92H68ZM73 91V92H72ZM80 93H78V92ZM110 91V92H109ZM112 91V92H111ZM162 91V90H161ZM50 92V93H49ZM71 92V93H70ZM81 92H83L81 94ZM86 92V93H85ZM90 92V94H89ZM94 92V93H92ZM96 92L97 95H96ZM114 92V93H113ZM121 92V93H120ZM124 94H123V93ZM176 92V93H175ZM3 93V95H2ZM5 93V94H4ZM43 93V94H42ZM69 93V94H68ZM77 93V94H76ZM111 93V94H110ZM120 93V94H119ZM50 94V95H49ZM56 96H53L55 95ZM64 94V95H63ZM68 94V95H67ZM94 94V95H93ZM101 94V95H99ZM118 94V95H117ZM125 95V96H120V95ZM142 94V95H141ZM145 94V95H144ZM174 94V95H173ZM177 94V95H176ZM6 95V97H5ZM13 95V96H12ZM84 95V96H83ZM113 95V97L111 96ZM128 95V96H127ZM135 97H134V96ZM142 96V99H139ZM171 97H170V96ZM2 96V98H1ZM11 96V97H10ZM66 96V97H65ZM71 96H72V100H71ZM85 98V99H83ZM88 96H90L89 98L93 99L90 100L88 99ZM101 96V97H100ZM130 96V97H129ZM133 96V97H132ZM173 96V97H172ZM180 96V97H179ZM10 97V98H9ZM42 97V98H41ZM46 97V98H45ZM53 97V98H52ZM63 97V99H62ZM97 97V98H96ZM122 97V99L125 101H123L122 99H120ZM128 97V99H127ZM137 97V98H136ZM149 99H147V98ZM161 97H164L161 99ZM167 97V98H166ZM45 98V99H44ZM56 98V100H55ZM68 98V99H66ZM81 98V100H80ZM96 98V99H95ZM100 98V99H98ZM131 98V100H129ZM134 98V99H133ZM170 98V99H169ZM173 98H175L173 100ZM48 99V100H47ZM126 99V100H125ZM138 99V101H137ZM145 101H144V100ZM166 99V100H165ZM6 100V101H5ZM9 100V101H8ZM45 100V101H43ZM48 102H47V101ZM53 100V101H51ZM62 100V101H61ZM70 100V101H69ZM80 100V101H79ZM96 100V102H95ZM149 100V103H147ZM152 100V101H151ZM170 100V101H168ZM173 100V102L175 103L173 105V102L171 101ZM179 100V101H178ZM4 101V102H3ZM57 101V102H56ZM67 103H66V102ZM74 101V102H73ZM79 101V102H77ZM89 101V102H88ZM92 104H91V102ZM119 101V102H118ZM121 101V102H120ZM128 101V102H127ZM133 101V102H132ZM135 101H137L138 103H136ZM140 101V103H139ZM144 101V102H143ZM40 102V103H39ZM44 104H43V103ZM64 102V103H63ZM73 102V103H72ZM83 102V104H82ZM86 102V103H85ZM124 102V103H123ZM143 102V103H142ZM164 102V103H163ZM170 102V103H168ZM183 102V103H181ZM69 103V106H67ZM75 103V104H74ZM81 103V104H80ZM89 103V104H88ZM118 103V104H116ZM121 103V104H120ZM136 103V104H135ZM154 103V104H153ZM168 103V104H167ZM180 103V105H178ZM74 104V106H73ZM77 104L80 105L78 107H75ZM90 106H87V105ZM97 104V106H96ZM123 104V105H122ZM139 104V106H137ZM142 104V105H140ZM165 104V105H164ZM16 105V106H15ZM86 105V106H85ZM94 105V106H92ZM130 105V106H129ZM134 105V107H133ZM145 105V106H144ZM148 108H147V106ZM152 105V106H151ZM159 105V106H158ZM162 105V106H160ZM164 105V106H163ZM26 106V107H25ZM41 106V107H40ZM43 106V107H42ZM64 106V107H63ZM84 106V107H81ZM93 108H92V107ZM30 107V108H29ZM32 107H34L32 110ZM45 107V108H44ZM67 107V108H66ZM76 108V109H73ZM87 107V108H86ZM96 107V108H95ZM118 107V108H117ZM132 107L133 110H131L130 108ZM143 107H146L145 109H143ZM161 107V108H159ZM177 107V109H176ZM179 107V108H178ZM182 107V108H181ZM12 108V109H11ZM36 108V109H35ZM47 108V110H45ZM50 108V109H49ZM54 109L55 111H52V109ZM83 108V109H81ZM129 108V109H128ZM158 108V109H156ZM9 109V110H8ZM11 109V110H10ZM31 109V110H29ZM38 109V110H37ZM43 109V110H41ZM71 109V110H70ZM73 109V110H72ZM89 109V110H88ZM91 109V110H90ZM101 109V110H100ZM140 109V110H139ZM180 109V110H178ZM13 110V111H12ZM19 110L20 114H17ZM36 110V111H35ZM41 110V111H40ZM79 110V111H78ZM103 110V111H102ZM136 110V111H135ZM138 110V111H137ZM6 111V112H5ZM9 111V112H8ZM15 111V112H14ZM30 111V112H28ZM40 111V113H39ZM66 111V112H65ZM68 111V114H67ZM72 111V112H71ZM94 111V112H93ZM135 111V112H134ZM142 111H147V112H142ZM25 112V113H23ZM27 112V113H26ZM46 112V113H45ZM52 112V113H51ZM54 112V113H53ZM62 114H61V113ZM140 112V113H139ZM4 113V115H3ZM8 113V114H6ZM10 113V114H9ZM36 115H35V114ZM64 113V114H63ZM79 113V114H78ZM132 113V114H131ZM166 113V114H165ZM17 116H15V115ZM22 114V115H21ZM24 114V115H23ZM32 116H30V115ZM42 114H43V118H42ZM46 114V115H45ZM54 116H53V115ZM134 114V115H133ZM165 114V115H163ZM6 115V116H5ZM8 115L11 116H15V118H18V120L22 123V124H26L25 126H27V129L30 131L31 130V134L33 135L31 137V134L28 136L30 138L27 137L26 134L17 131L18 129L14 128V127H8L7 125H11L10 123V116L8 117ZM31 117L29 118L28 117ZM34 115V116H33ZM57 115V116H56ZM62 115V116H61ZM146 115V116H145ZM3 116V117H2ZM13 116V117H14ZM26 116V117H25ZM46 116V117H45ZM50 116V117H48ZM137 116V117H139ZM7 117L9 118V120L7 119ZM25 119H24V118ZM34 117V120H33ZM41 117V118H40ZM55 118L53 120V118ZM59 117V119H58ZM65 117V118H64ZM69 117V118H68ZM5 118V119H4ZM27 118V119H26ZM68 118V119H67ZM82 118V119H81ZM79 122H82V129H85L87 131H91V130H96L98 133H100L102 136H106V135H111V133L108 131V129L110 130V122L109 120H104L101 119L103 121L98 120V118H94V119H90L87 120L84 117H81ZM38 119V120H37ZM48 119V120H47ZM53 121H52V120ZM5 123H3L4 121ZM27 120H29L27 123ZM60 120V121H58ZM69 120V121H68ZM87 120V121H86ZM3 121V122H2ZM37 121V125L36 122ZM47 121V122H46ZM54 121H57L54 123ZM66 121V123H65ZM85 121V122H84ZM89 121V122H88ZM106 123H105V122ZM139 119L136 120L134 119V122L136 124V126H138L139 124ZM25 122V123H24ZM33 122V123H32ZM92 122V123H91ZM95 122V123H94ZM97 122V123H96ZM100 122V123H99ZM44 123V124H43ZM53 123V124H51ZM60 123V125H59ZM86 123V124H85ZM108 123V124H107ZM5 124V125H4ZM42 124L44 127H42ZM65 124V125H64ZM90 124V125H89ZM92 124V125H91ZM97 124V125H96ZM31 125V126H30ZM33 125V127H32ZM63 125V126H62ZM102 125V126H101ZM104 125V126H103ZM107 127H106V126ZM6 126V127H5ZM35 126V127H34ZM38 126V127H37ZM41 126V127H39ZM57 126V127H56ZM61 126V127H60ZM84 126V127H83ZM89 126V128H88ZM95 128H94V127ZM101 126V127H100ZM109 126V127H108ZM135 125H131L128 126L127 130L126 128L124 129L123 134L127 135H123L124 137L129 138L131 136V133L133 132V134L137 133L136 127ZM32 129H31V128ZM56 127V128H54ZM106 127V128H105ZM130 127V128H129ZM136 127V128H133ZM140 127V126H139ZM7 128V129H6ZM14 128V130H10ZM38 128V129H36ZM46 128V129H44ZM43 129V130H42ZM53 129V130H52ZM89 129V130H88ZM103 129V130H102ZM16 130V131H15ZM34 130L38 131L35 132ZM46 130V131H45ZM127 132H126V131ZM134 130V131H131ZM136 130V132H135ZM10 133H9V132ZM104 131V132H102ZM108 131V132H107ZM129 131V132H128ZM50 132V133H49ZM126 132V133H125ZM135 132V133H134ZM6 133V134H5ZM14 133V135L12 136V134ZM17 133H21V135L17 134ZM35 133V134H34ZM48 133V134H47ZM17 136H16V135ZM23 134V135H22ZM43 134V136H42ZM3 137H2V136ZM8 135V136H7ZM11 135V136H10ZM35 135V137H34ZM130 135V136H129ZM6 136V137H4ZM15 136V137H14ZM20 136V139L19 137ZM23 136V137H22ZM9 137V138H7ZM18 137V138H17ZM25 137V138H24ZM25 141H24V139ZM4 139V141L2 140ZM23 139V142H22ZM41 139V138H40ZM8 140V143H6ZM10 140V141H9ZM20 140V141H18ZM28 141V142H26ZM3 142L4 145H6L5 147H3L4 145L1 143ZM12 142V143H11ZM26 142V143H25ZM31 142V143H30ZM17 143V144H16ZM21 143V144H20ZM35 143V145H34ZM145 143L147 144V142L143 143V147L139 150L141 152L139 153H144L148 148H150L149 144L145 145ZM13 144V146L11 145ZM25 144V145H24ZM33 144V145H32ZM18 145V146H17ZM22 145L21 149L20 146ZM24 145V147H23ZM27 146V148H25ZM147 146V147H145ZM3 147V148H1ZM9 149H8V148ZM16 150H14L15 148ZM19 147V148H18ZM5 148V150H4ZM7 148V149H6ZM23 148V149H22ZM32 148V149H31ZM122 148H124V146L122 145V147H120V151H116L114 152H110V156L108 161L112 162L113 164H122L125 162H128L129 160L127 158H129L130 154H132V151H130L131 149H129L127 151V148H124L122 150ZM12 149V150H11ZM19 149V150H17ZM37 149V150H36ZM145 149V151L143 152V150ZM12 155H11V152ZM34 150V151H33ZM16 151V152H15ZM26 153L24 154L23 152ZM31 151V152H30ZM19 152V153H18ZM125 152V153H124ZM128 152V154H127ZM131 152V153H130ZM5 153V154H4ZM6 153H9L6 155ZM30 153V154H28ZM37 153V154H36ZM114 153V154H113ZM119 153V154H118ZM16 154V155H15ZM19 154V156H18ZM112 154V155H111ZM123 154V155H122ZM3 155V156H2ZM6 155V156H5ZM31 155V156H30ZM34 155V156H33ZM119 155H121L122 157H120ZM11 156V158H10ZM18 156V157H17ZM126 156V157H125ZM6 157V158H3ZM8 157V158H7ZM13 157V158H12ZM20 157V158H19ZM24 157V158H23ZM30 157V158H28ZM111 157V158H110ZM15 158V159H14ZM125 158V159H122ZM7 159V160H6ZM18 161H17V160ZM22 159V160H19ZM24 159L26 160L24 162ZM36 159V160H35ZM114 159V160H113ZM118 159V160H117ZM34 160V161H32ZM128 160V161H127ZM31 163H29V162ZM119 161H121L119 163ZM124 161V162H122ZM5 165L3 168V164ZM20 162V163H19ZM33 162V163H32ZM38 162V163H37ZM116 162V163H115ZM16 163V164H15ZM28 163V164H26ZM36 163V164H35ZM63 163V165H62ZM2 164V166H1ZM14 164V165H13ZM32 164V165H31ZM41 164V165H40ZM117 164V165H118ZM28 165V166H27ZM38 167H37V166ZM43 165V166H42ZM62 165V166H61ZM33 166V167H32ZM30 167V168H28ZM41 167V169H40ZM50 167V168H49ZM54 167V168H53ZM62 167V168H61ZM2 168V169H1ZM33 168V169H32ZM35 168V169H34ZM8 169V170H7ZM38 169V171H37ZM44 169V170H43ZM48 169V170H47ZM51 169V170H50ZM54 169V170H53ZM33 170V172H32ZM42 170V171H41ZM58 170V171H57ZM4 171V172H3ZM7 171V172H5ZM37 171V173H36ZM47 171V172H46ZM51 173H49V172ZM65 171V172H64ZM9 172V174H8ZM61 174H59V173ZM64 172V173H63ZM4 173V174H3ZM35 173V175L33 174ZM41 173V174H39ZM54 173L57 175H54ZM8 174V176H7ZM44 176H43V175ZM46 174V175H45ZM53 174V175H52ZM64 174V177L63 175ZM76 174V175H75ZM2 175V176H1ZM31 175V177H30ZM33 175L35 177H33ZM38 177H37V176ZM52 175V176H51ZM6 176V179H5ZM52 179H51V177ZM57 178H55V177ZM49 177V178H48ZM34 178V179H33ZM36 178V179H35ZM71 178V179H72ZM75 178V180H76ZM42 179V180H40ZM66 179V181H65ZM72 179V180H73ZM1 180H3V182H1ZM36 180V181H35ZM39 183H38V182ZM65 185H64V183ZM70 181V182H69ZM74 181V180H73ZM43 183H45L43 185ZM75 184L73 186H71L72 184ZM39 184V185H38ZM77 184V185H76ZM35 186V187H34ZM46 186V187H45ZM67 186H69L67 188ZM78 186V187H77ZM64 187V189H63ZM66 187V188H65ZM77 187V188H76ZM45 188V189H44ZM43 189V190H42ZM63 189V190H62ZM71 189V190H70ZM73 190V191H72ZM69 191V192H68ZM62 192V194L60 195V193ZM67 194V196H66ZM66 196V198H65ZM60 197V198H59ZM64 197V198H63ZM58 198V199H57ZM63 200H62V199ZM60 200V201H59ZM71 201V202H69ZM73 201V202H72ZM59 205H58V203ZM57 203V204H56ZM69 203V204H68ZM72 203H74L72 205ZM71 204V205H70ZM54 205V206H52ZM61 205V206H60ZM70 205V206H68ZM254 205V204H253ZM60 206V207H59ZM64 206L66 208H64ZM72 206V207H71ZM71 207V208H70ZM253 206H251L252 208ZM69 208V209H68ZM259 208V207H258ZM257 208V206L254 205V208H252L251 210H259ZM52 209V210H51ZM57 209V210H56ZM63 209V210H62ZM68 209V210H67ZM247 209V208H246ZM244 210L245 214L247 216V210L250 211V207H248L247 210ZM255 210V211H257ZM56 211V212H55ZM61 211V212H60ZM63 211V213H62ZM254 211V212H255ZM67 214H66V213ZM247 212V213H246ZM254 212L252 214L249 213V216L252 217L251 220L254 217ZM66 216H65V214ZM52 217H51V216ZM60 215V216H58ZM64 215V216H62ZM54 216V217H53ZM57 216V217H56ZM245 216V218H246ZM256 216V214H255ZM50 217L52 219H50ZM247 216V220L250 218ZM55 218V219H54ZM61 221H59V219ZM63 218V219H62ZM250 220V221H251ZM59 222V223H58ZM244 223L246 221H243ZM249 222V220H248ZM57 225H56V224ZM53 225V226H51ZM57 226V227H56ZM48 228V230H46ZM54 228V229H53ZM52 231H50V230ZM50 231V233H49ZM47 232V233H46ZM51 237H50V235ZM48 234V235H46ZM48 236V237H46ZM50 237V238H49ZM45 239V240H44ZM49 239V240H48ZM44 240V242L46 243H42ZM42 241V242H40ZM36 242V243H35ZM39 242V245H38ZM18 244V245H17ZM16 245V246H15ZM37 245V246H36ZM43 246V247H42ZM38 248V249H36ZM28 249V250H26ZM31 251V250H30ZM213 260V259H211ZM210 259L207 260L208 262H206L207 264H212V261Z\"/></svg>", "mask_w": 264, "mask_h": 264}]
</instances>
